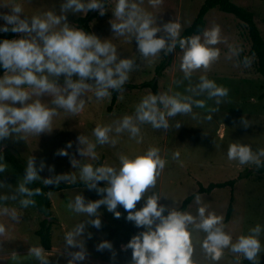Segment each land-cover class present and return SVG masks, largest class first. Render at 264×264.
<instances>
[{"label":"rangeland","instance_id":"374dc122","mask_svg":"<svg viewBox=\"0 0 264 264\" xmlns=\"http://www.w3.org/2000/svg\"><path fill=\"white\" fill-rule=\"evenodd\" d=\"M105 1L104 14L101 15L99 9H95L96 17L89 26L91 33L102 39H109L115 45L119 57L134 60V66L124 84L138 85L154 80L156 66L168 58L169 66L164 69L161 77L157 78L159 94L179 93L192 96L194 100H203L205 104L203 107L193 104L191 112L178 113L168 118L167 129L154 128L148 122L139 124L140 132L137 137H133L127 130L116 132L115 129L125 115H135L140 101L152 94L149 88L121 90L114 106L108 111L111 95L97 98L93 86L82 94L84 107L78 112H70L52 104L55 98L53 93L37 95L32 86L21 85L30 94L29 103L38 99L46 106L55 108L56 112L44 132L12 133L2 139L0 166L3 171H0V197L6 199H0V206L15 209L19 219L13 220L10 215L0 214V224L5 226V231L0 233V264H39L35 257L28 255V249L40 246L34 232L43 218L32 205H20L22 194L18 192V187L23 183V178L4 161L3 151L11 152L26 168L31 156L35 157L37 166L43 161L45 167L38 172L41 178L35 181L44 183L43 178L60 173L74 176L75 181H84L81 179L80 166L85 163L95 166L101 161L100 166L107 165L119 170L121 155L134 158L144 154L151 147L160 150L159 154L166 163L156 178L155 186L147 190L145 197L155 192L161 197L160 203L177 209L186 197L196 192L197 183L206 187L210 183L236 180L232 188L215 189L209 194L200 195L201 204L206 206L208 211L223 218V230L232 237V242H236L241 235L250 234V229L257 224L261 225L262 230L258 237L261 249L257 260L251 262L264 259V174H252L247 178L238 179L245 169H252L255 163L240 164L227 156L228 146L234 142L250 145L253 152L264 150V97L261 98L264 79L256 73L255 59L248 54L250 42L245 27L233 15L217 8L210 9L205 15L203 32L219 25L221 41L213 45L220 50L219 57L206 68L193 70L191 76L185 78L180 68L183 49L175 48L171 53L161 50L155 56H143L137 50L131 35L113 32L111 23L119 22L112 15L117 0ZM203 1L161 0V3L154 7L149 0H133L143 11L151 14L158 24L169 20L178 22L181 25L180 33L193 21ZM231 1L253 13L254 22L264 40V0ZM62 2L63 0H0V13L10 14L12 8L19 5L22 9L20 15L30 20L33 16H42L47 11L60 14ZM86 12L87 10L74 13L69 9L64 15H67V23L75 27V20L83 17ZM3 23L0 19V24ZM62 24L53 25L51 30L58 31ZM203 32L200 34L202 39ZM22 35L25 34L15 33L14 38ZM231 48L238 49V54H233ZM11 74L13 73L9 71L0 73V78ZM202 75L228 89L227 95L219 98V104L216 103V98H209L206 92L196 95L192 91ZM49 79L57 78L50 76ZM58 83L63 86V75ZM177 123L180 124L179 128L176 127ZM97 126L111 127L109 142L101 144L96 141L93 129ZM78 135L87 137L96 145V158L79 155ZM112 139L116 141L115 144L111 142ZM69 141L72 147L67 149L68 155H57V151L65 148ZM79 147L86 149V145ZM174 153H179V156H174ZM73 158L79 159L77 166H72L70 161ZM260 160H264V156H261ZM49 165L53 166L51 172ZM100 183L99 186L102 187L104 182ZM79 193H82L86 200L101 198L94 189L89 190L87 187L62 190L49 195L55 218L51 228V249L44 252L49 264H67L69 252L76 249H67L65 233L75 225L87 223L90 219L88 214L77 213L69 207ZM231 194L233 211L230 220L225 222ZM195 197L186 210L193 216H197V209L201 206L197 204ZM143 202V198L137 202V209ZM117 211L121 212L119 218L102 205L97 213L101 214L100 228L86 225L84 244L87 255L80 264H129L131 249H123L122 246L142 229L125 219L126 212L122 206L118 205ZM188 228L191 233L194 264H244L243 261L248 260L242 253L231 251L230 247L223 249V254L218 260L212 259L202 246L207 234L195 224L189 225ZM87 233H91V236ZM103 240L110 241L112 249L98 251L96 245Z\"/></svg>","mask_w":264,"mask_h":264},{"label":"clouds","instance_id":"9594fccd","mask_svg":"<svg viewBox=\"0 0 264 264\" xmlns=\"http://www.w3.org/2000/svg\"><path fill=\"white\" fill-rule=\"evenodd\" d=\"M149 3L155 7L161 0H149ZM69 9L74 13L99 9L100 14H104L103 0H63L60 14L47 11L42 16H33L30 20L20 15L22 9L19 5L13 7L10 14L0 13V19L4 21L0 24V32L25 34L17 38L0 39V68L13 73L0 78V140L12 133H42L49 127L51 118L55 115V108L46 106L38 99L29 103L30 94L21 85L32 86L37 95L53 93L55 98L52 104L70 112H78L84 107L82 94L86 89L94 86L95 96L102 98L111 95L109 89L121 88L128 79L134 60L119 57L115 45L109 39H102L67 23V15H64V12ZM112 15L119 21L111 23L113 32L131 35L137 50L145 57L155 56L161 50L171 53L178 42L183 49L180 68L185 78H189L193 70L206 68L219 57L220 50L213 47L221 41L219 25L205 30L203 39L201 35L181 37V25L178 22L169 20L158 24L151 14L143 11L133 0H117ZM61 24L62 27L58 31L51 30L53 25ZM161 32L164 35H156ZM231 51L238 54L239 50L231 48ZM61 75L63 86L58 83ZM50 76L57 79H49ZM192 91L196 95L206 92L209 98H216L217 104L221 102L219 98L228 93L226 87L217 85L204 75ZM193 104L203 107L205 102L179 93L149 94L137 105L135 115H125L118 122L115 131L127 130L133 137H137L140 132L139 124L145 122L154 128L167 129L168 118L178 113L191 112ZM176 127L179 128L180 124L177 123ZM110 131V126L94 128L96 141L101 144L109 142ZM111 142L115 144L116 141L112 139ZM77 143L80 156L96 158V145L87 137L78 135ZM79 145H86V149L80 148ZM71 147L72 143L69 141L65 148L59 149L56 154L67 156V149ZM159 153L158 148L151 147L144 154L134 158L121 155L119 170L107 165L94 167L90 163L80 166L81 179L87 183L89 190L94 189L101 198L86 200L84 195L79 193L69 205L77 213L88 214L90 219L87 223L75 225L65 233L67 249H76L69 252L67 264H80L85 260L86 225L100 228L101 214L97 213L102 205L117 218L121 216V212L117 211L118 205L122 206L126 212L125 219L142 229L122 246L123 249H131L129 264H194L191 233L188 228L192 224L207 234L202 246L212 259L218 260L223 254V249L230 247L231 251L242 253L250 261H256L261 249L258 238L262 230L261 225L257 224L250 229V234L241 235L236 242H232V237L223 230V218L208 211L206 206L201 204L199 193L195 197L197 204L201 205L197 209V216L160 203L161 197L155 192L145 197L147 190L155 186L156 178L166 163ZM174 156H179V153H174ZM227 156L240 164L253 162L260 166V157L264 156V150L253 152L250 145L234 142L228 146ZM70 162L72 166H77L79 159L73 158ZM44 167L43 161L37 166L35 157L29 158L23 183L18 187V192L22 194L19 201L22 207L34 204L35 201L31 197L40 194L39 188L29 189L26 185L41 178L38 172ZM48 168L50 172L53 171V166L49 165ZM0 171H3L2 166ZM61 181L74 182L75 177L60 173L43 178L46 185ZM99 182H104L102 187ZM142 198L144 202L137 209L136 204ZM0 214L10 215L13 220L19 219L15 209L5 206H0ZM4 231L5 226L0 224V233ZM87 235L90 237L91 233ZM96 249H112V244L103 240L96 245ZM44 252L43 247L39 245L28 249V255L35 257L39 264H49Z\"/></svg>","mask_w":264,"mask_h":264},{"label":"trees","instance_id":"16d2710c","mask_svg":"<svg viewBox=\"0 0 264 264\" xmlns=\"http://www.w3.org/2000/svg\"><path fill=\"white\" fill-rule=\"evenodd\" d=\"M105 0H103V7L105 6ZM217 8L221 12L231 14L239 22L245 27L246 34L248 36L250 42V48L248 54L253 56L255 59L254 68L256 73L264 79V40L258 30L255 22L254 15L248 9L238 6L234 4L231 0H204L201 4L195 18L193 21L185 27L180 33L181 37H189L193 35L202 34L205 28V15L206 13L212 9ZM96 17L95 9L87 11L83 17H79L75 20V27L82 28L85 32L91 33V29L89 23ZM15 37V33L8 32H0V39H12ZM180 48L179 43L177 42L176 47ZM170 59L162 60L155 68V78L152 81L143 82L141 84H123L119 89H109L111 93V103L108 107V111L111 110L112 106H114L118 93L124 89H142L149 88L152 94H159L157 78L161 77L164 69L169 66ZM7 70L0 68V73H4ZM264 97V91L261 94V98ZM162 107V106H160ZM0 140V148H1ZM4 161L9 164V166L16 171L22 178L24 177L26 167L20 164L16 157L9 151L2 152ZM262 163L260 166L256 164L253 165L252 169H245L241 175H239L238 179L247 178L252 174L261 175L264 174V160H261ZM101 161H98L94 167L100 166ZM236 180H229L223 183H210L206 187L202 186L200 183H197V190L194 194L186 197L181 205L177 208L182 211H186L189 204L192 202L197 193L209 194L215 189H221L225 187L232 188L235 185ZM99 184H101L99 182ZM29 189L39 188L40 194L34 195L31 197L35 201L32 206L35 210L43 217L42 220L38 223V227L35 230V235L38 238L40 246L43 247L45 251H50L51 249V228L55 223V218L52 214L51 209V200L49 195L58 191L72 189V188H83L87 187V183L85 181H75L71 183H54L53 185H46L45 183L38 182L33 180L32 182L26 185ZM233 197L232 194L230 196L229 204L225 213V222L229 221L232 215L233 207H232ZM244 264H264V259H261L258 262H251L248 260L243 261Z\"/></svg>","mask_w":264,"mask_h":264}]
</instances>
